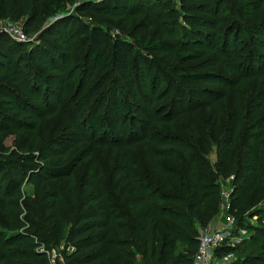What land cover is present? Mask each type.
I'll list each match as a JSON object with an SVG mask.
<instances>
[{"label": "rangeland", "instance_id": "obj_1", "mask_svg": "<svg viewBox=\"0 0 264 264\" xmlns=\"http://www.w3.org/2000/svg\"><path fill=\"white\" fill-rule=\"evenodd\" d=\"M29 1L31 11L27 16L19 17L14 10V0H0V37L4 39V46L11 50L10 67L22 81L27 82L32 94L35 93L33 88L36 87V92L39 88L35 110L28 113L31 117H18L23 124L16 126L18 129L7 126L0 128V162L14 160L28 164L31 170H36L42 164L57 167L68 163L73 168L70 178L74 191L83 190L91 165L96 164L100 174V193L114 202L111 192L115 181L113 176L123 158L131 175H148L157 184L161 183L160 180L165 178L162 175L146 174L148 170L140 147L145 142V136L158 140L163 134H177V123H184L185 120L202 126L212 114L223 119L229 112L230 93L233 90L241 98L244 96L245 102L254 97L251 92L253 88L264 92V83L261 84L264 81V0ZM79 8L83 10L78 11ZM33 19L37 22L29 28L28 23ZM230 19L239 24L236 34L225 32ZM82 23L97 30L101 47L106 53L110 40L116 38L136 47L137 39L144 40L151 35L152 40L165 42V47L161 52L138 49L136 59L129 58L124 71L109 73L104 70L103 62L93 64L86 56L84 36L78 31ZM205 25L211 30L206 29ZM9 27L20 29L25 42L11 38L6 33ZM179 49H192L198 55L195 63H187L186 66L217 63L214 68L206 70L217 72L222 78V86L211 87L215 90L214 95L209 94L202 99L204 106L196 105L189 91H185L184 97L175 98L180 102L173 105L166 103L176 90L178 93L197 86L177 80L178 72L172 69L174 63L169 51ZM0 52L3 53L4 48H0ZM30 54L58 68L59 75L32 64ZM233 70L248 76L239 89L234 87ZM0 83L18 91V80L3 69L0 71ZM49 84L53 86L51 91H45ZM219 94L224 95L221 101L216 99ZM20 96L32 102L31 98L23 94ZM185 97L189 99L187 103ZM113 100L117 116L114 114ZM95 108L96 132L91 135L87 120ZM0 111L6 116H14L2 106ZM73 143L78 145L70 149L66 159L61 162L60 158L38 160L39 148L48 151L55 145L67 148ZM206 159L211 164L216 161L214 147ZM3 172L0 169V175ZM17 177L21 183L14 199L21 208H24L27 196L39 204L40 194L46 191L47 186L54 185L62 191L66 182L63 177L48 181L40 194L35 196L32 186L26 182V173L18 170ZM8 178L5 173L1 177L3 183ZM217 184L218 212L209 221L202 224L195 222L197 236L206 228L223 229L230 217L226 207L229 208L230 204L231 177L219 176ZM259 189L253 207L238 219L232 216L235 231L243 232V235L240 234V242L233 247V259L228 264H241L244 258L256 253L250 238L258 235L257 231L264 233V179L259 182ZM14 201L6 204V212L22 221L26 216L11 209ZM6 224L0 214V232H5L3 227ZM39 227L42 234L46 233L44 222ZM68 229V225L63 228L64 232ZM159 230L153 233L154 237L160 233ZM62 247L63 243L40 246L46 251L59 250L57 264H62ZM183 248L178 244L176 252H181Z\"/></svg>", "mask_w": 264, "mask_h": 264}, {"label": "trees", "instance_id": "obj_2", "mask_svg": "<svg viewBox=\"0 0 264 264\" xmlns=\"http://www.w3.org/2000/svg\"><path fill=\"white\" fill-rule=\"evenodd\" d=\"M31 9L29 0H14L17 16H27ZM36 22L33 19L28 27ZM227 22L225 32L236 34L238 22L233 19ZM204 27L211 30L209 26ZM262 30L264 32V27ZM78 31L84 36L88 59L93 64L103 62L104 70L109 73L124 71L128 59H136L138 49L161 52L165 47V42L152 40L151 35L144 40L137 39L136 47L116 38L110 40L106 53L96 29L82 23ZM0 48H4V52H0V71L3 69L18 80V91L0 83V106L14 114L6 116L0 111V128L18 129L16 126L23 125L18 117L29 118V110H35L39 88L37 92L36 87L33 88L36 94H32L27 82L11 69L12 53L4 46L2 36ZM169 54L174 63L172 69L178 72L177 80L197 86L178 93L176 90L167 100V105L178 102L175 98L184 97L185 91H189L193 95L192 101L199 107L204 106L202 99L215 92L211 87L222 86L221 76L214 70H206L214 68L217 63L186 66L197 60L198 55L192 49L169 51ZM29 58L32 64L59 75L60 70L51 67L41 57L30 54ZM232 73L235 75L234 87L241 88L248 76L235 70ZM52 87L51 84L46 85L45 91H51ZM257 90H251L254 97L249 102H245L244 96L241 98L237 91H231L229 112L223 119L212 114L202 126L185 120L177 123V134H163L158 140L145 136V144L140 147L148 170L146 174H160L165 178L158 185L148 175H131L123 158L113 176L115 181L111 192L114 202L100 193V174L96 164L91 165L83 190L74 191L70 178L73 168L68 163L57 167L42 164L31 170L28 164L14 160L0 162V169L5 171L0 175V214L7 223L3 227L5 232H0V264H47L45 254L38 248L60 243L64 248H71L63 252L62 264H192L198 237L195 222L209 221L218 212V177H231L232 190L226 213L235 219L248 212L253 207L254 198L259 195V182L264 179V92ZM21 94L31 98L32 102L25 101ZM223 96L219 94L216 99L221 101ZM185 99L187 103L188 97ZM115 105L113 100L117 116ZM96 118L97 108L91 111L87 120L91 135L96 132ZM77 145L73 143L67 148L55 145L48 151L39 148L38 160L60 158L61 162ZM212 147L216 155L213 164L206 159ZM18 170L26 173V182L32 186L35 196L48 181L63 177L66 182L62 191L54 185L47 186L46 191L40 194L39 204L27 196L24 208H21L14 197L21 183L17 177ZM4 173L9 178L3 183L1 177ZM10 201H14L11 209L26 216L24 220L7 214L6 204ZM42 222L47 228L43 234L39 227ZM66 225L69 229L64 232ZM156 229H160V233L154 237ZM257 232L258 235L250 238L256 253L244 258L241 264H264V233ZM178 244L184 246L181 252H176ZM231 252L234 248L225 247L218 254Z\"/></svg>", "mask_w": 264, "mask_h": 264}, {"label": "built area", "instance_id": "obj_3", "mask_svg": "<svg viewBox=\"0 0 264 264\" xmlns=\"http://www.w3.org/2000/svg\"><path fill=\"white\" fill-rule=\"evenodd\" d=\"M6 33L18 42H25V36L20 29L16 27H9ZM228 210V206L226 207ZM243 232H237L234 228V218L230 216L223 229L206 228L197 237V245L193 255L192 264H228L232 259V253L218 254L221 248H233L240 240ZM240 236V239L239 237ZM238 237V238H237ZM64 251H70L71 248H64ZM38 251L45 254L47 264H57L60 258L58 249H51L49 251L43 250L40 247Z\"/></svg>", "mask_w": 264, "mask_h": 264}]
</instances>
